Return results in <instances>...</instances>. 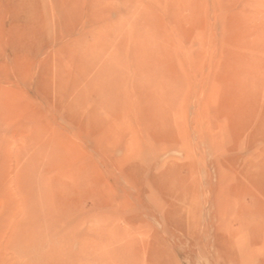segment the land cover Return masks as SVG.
Wrapping results in <instances>:
<instances>
[{
    "label": "rangeland",
    "instance_id": "374dc122",
    "mask_svg": "<svg viewBox=\"0 0 264 264\" xmlns=\"http://www.w3.org/2000/svg\"><path fill=\"white\" fill-rule=\"evenodd\" d=\"M0 264H264V0H0Z\"/></svg>",
    "mask_w": 264,
    "mask_h": 264
},
{
    "label": "bare ground",
    "instance_id": "6f19581e",
    "mask_svg": "<svg viewBox=\"0 0 264 264\" xmlns=\"http://www.w3.org/2000/svg\"><path fill=\"white\" fill-rule=\"evenodd\" d=\"M75 65H76V64H75ZM99 72H100V71H99ZM105 86H106V85H105ZM238 100H239V99H238ZM236 106H237V105H236ZM112 133H113V132H112ZM155 180H157V179H155ZM155 182H156V181H155ZM163 184H164V182H163ZM169 185H170V184H169ZM166 191H167V190H166ZM243 204H244V203H243ZM241 207H242V206H241ZM87 246H88L87 244H83V247L86 248V249H87Z\"/></svg>",
    "mask_w": 264,
    "mask_h": 264
}]
</instances>
